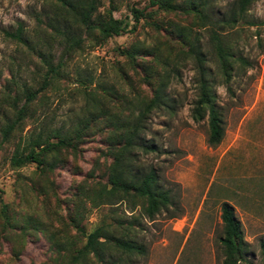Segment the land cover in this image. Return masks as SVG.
<instances>
[{
    "label": "rangeland",
    "instance_id": "374dc122",
    "mask_svg": "<svg viewBox=\"0 0 264 264\" xmlns=\"http://www.w3.org/2000/svg\"><path fill=\"white\" fill-rule=\"evenodd\" d=\"M230 1L207 0L210 18L220 16ZM100 2L99 14L108 7L107 0ZM50 3V0H0V100L4 87L11 93L23 85L38 88L45 70L41 59L54 63L57 60L60 45L46 38L44 30V13L50 11ZM114 3L112 15L126 18V29L97 46L82 41L80 49L67 57L61 77L53 78L32 102L37 123L47 117L50 128L64 131L72 127L84 116V105L97 85L111 87L128 97L139 91L137 76L117 49L154 46L161 30L151 23L165 26L168 19L175 17L157 9L150 18L139 17L132 27L131 8L153 12L156 5H148L147 0H114ZM191 27L192 38H197L194 51H200L203 57L202 76L187 54L175 52L169 57L168 67L161 68L169 70L164 91L169 106L152 110L145 118L142 133L154 151L136 153L137 164L153 168L158 185L169 191L171 205L148 219L137 207L128 208L124 202L97 206L85 203V217L81 221L84 230L114 224V234L131 248L107 244L100 251L101 262L89 255L77 260V264H221L222 202L231 206L244 243V253L236 264H264V0H254L244 21L219 32L232 53L227 81L212 52L208 26ZM17 28L24 36V44L4 33ZM74 32L84 36L82 29ZM145 57H136L135 61ZM119 74L125 76L126 82L131 81V88ZM202 77L223 130L216 145L206 141V113L199 120L192 119ZM4 117L10 114L0 107V122ZM32 126L35 125L28 122L21 134ZM12 147H0V197L22 221L33 212L45 220L40 208L43 203L64 216L66 206L71 208L72 202H60L58 207L57 199H69L79 181L105 180L109 158L101 153L104 148L99 135L84 134L75 157L66 154L65 158L64 152L61 153L62 159L49 176L54 182V193L49 191L47 198L42 197L37 183L34 191L26 185L34 178L35 164L13 169L8 165ZM91 170L93 175H87ZM1 226L0 217V232ZM8 234L11 236L12 231ZM53 256L42 233H37L26 238L18 259L14 260L11 244L1 239L0 233V264H51ZM64 260H68V255Z\"/></svg>",
    "mask_w": 264,
    "mask_h": 264
},
{
    "label": "trees",
    "instance_id": "16d2710c",
    "mask_svg": "<svg viewBox=\"0 0 264 264\" xmlns=\"http://www.w3.org/2000/svg\"><path fill=\"white\" fill-rule=\"evenodd\" d=\"M50 1L52 3L50 11L44 13L46 16L44 30L47 31L46 38L55 40L60 45L57 60L54 63L51 59L40 58L45 70L38 88L30 89L23 85L16 87L11 93L8 87H4L0 107L4 111L7 110L10 117H4V121L0 122V147L13 146L8 157V165L12 169L29 163L35 164L34 178L26 185L34 191L36 189L34 183H37L42 197L44 195L46 198L50 196L49 191L54 193V182L49 180V176L62 159L61 153L64 152L65 158L66 154L75 157L77 144L84 134L99 135L104 148L101 153L109 158V162L105 167L103 182L79 181L69 199L56 200L58 207L60 202H72L71 208L66 206L64 216L49 204L43 203L40 208L45 220L33 212L26 214L22 221L13 215L9 205L0 197L1 239L11 244V256L14 260L18 259L19 252L29 235L42 233L54 253L50 259L51 264H77V260L85 259L89 255L101 262L103 258L100 251L106 247L105 245L113 244L127 249L131 248V245L124 243L114 234V224L112 226L101 224L89 231L84 230L81 221L85 217V203L97 206L124 202L128 208L137 207L140 214L148 219H152L155 214L171 205L169 191L158 185L154 169L137 164L136 158L137 151L138 153L154 151L152 144L142 137L146 116L154 109H166L170 103L164 93L169 70L161 68L168 67L169 57L178 52L192 58L202 76L203 57L200 51H194L197 38L196 36L192 38L191 26H208V37L213 43L212 52L227 81L232 53L220 39L219 32L232 29L244 21L246 10L254 0H232L227 3L221 15L213 20L207 9V0H147L148 5H156L153 12L131 8L130 13L134 21L132 27H135L139 17L150 18L157 9L175 17L168 19L165 26L151 23L161 30L154 46L146 48L130 45L123 50L117 49L119 54L125 56L133 70L132 73L137 76L139 91L128 97L125 94L120 95L111 87L97 85L93 89L95 93L90 95L84 105V116L64 131L50 128L47 117H42L41 123H37V118L32 114V102L53 78L55 80L61 77L60 71L67 57L80 49L82 41L97 46L107 38L123 32L128 22L126 18L113 17L112 11L116 9L114 0H107L108 7L101 14L97 12L101 5L100 0ZM81 29L84 38L74 32ZM4 33L17 42L25 43L20 28ZM136 57L145 58L135 61ZM157 67L161 70L160 73ZM119 75L131 88V81L126 82L125 76ZM199 87L200 92L192 119L199 120L206 113L208 128L206 141L209 145H216L223 133L220 118L212 97L206 90L203 77L200 78ZM28 122L35 126L21 134ZM92 173L93 170L87 175L91 176ZM219 217L222 224L221 264H236L244 253L239 223L233 216L231 206L226 202L220 204ZM71 229L74 232H71ZM10 231L11 236L8 234ZM67 255L68 262L64 260Z\"/></svg>",
    "mask_w": 264,
    "mask_h": 264
}]
</instances>
